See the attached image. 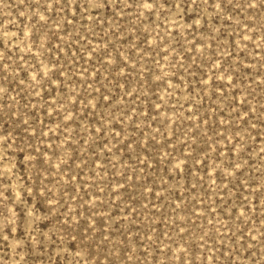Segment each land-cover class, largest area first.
<instances>
[{"label": "rangeland", "instance_id": "rangeland-1", "mask_svg": "<svg viewBox=\"0 0 264 264\" xmlns=\"http://www.w3.org/2000/svg\"><path fill=\"white\" fill-rule=\"evenodd\" d=\"M0 264H264V0H0Z\"/></svg>", "mask_w": 264, "mask_h": 264}]
</instances>
